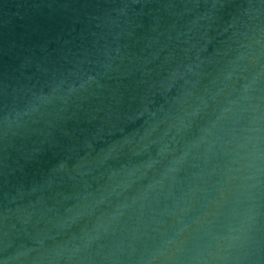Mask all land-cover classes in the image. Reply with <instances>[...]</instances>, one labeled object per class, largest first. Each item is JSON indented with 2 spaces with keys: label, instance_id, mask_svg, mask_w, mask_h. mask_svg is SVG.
Returning <instances> with one entry per match:
<instances>
[{
  "label": "water",
  "instance_id": "water-1",
  "mask_svg": "<svg viewBox=\"0 0 264 264\" xmlns=\"http://www.w3.org/2000/svg\"><path fill=\"white\" fill-rule=\"evenodd\" d=\"M0 264H264V0H0Z\"/></svg>",
  "mask_w": 264,
  "mask_h": 264
}]
</instances>
